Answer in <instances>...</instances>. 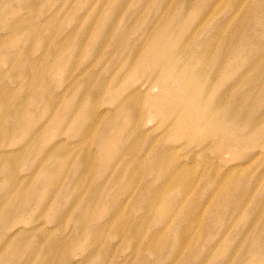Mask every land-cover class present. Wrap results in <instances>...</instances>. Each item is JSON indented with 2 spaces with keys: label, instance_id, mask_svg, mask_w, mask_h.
Masks as SVG:
<instances>
[{
  "label": "rangeland",
  "instance_id": "obj_1",
  "mask_svg": "<svg viewBox=\"0 0 264 264\" xmlns=\"http://www.w3.org/2000/svg\"><path fill=\"white\" fill-rule=\"evenodd\" d=\"M231 1L23 0L21 4H25V8H20L17 0H0V93L3 89L10 90V96H2L7 98L4 104L9 107H0L11 111L5 124L27 120L30 125L27 140H24L26 137L21 130L13 133L8 143L6 137L0 138V159L5 153L17 154L20 162L26 159L25 163H19L16 176L9 182L3 173L0 174V205L6 200L17 202L9 192L14 187L17 189L28 182L37 186L40 182V186L42 180L53 176L51 172L55 170L58 173L51 191L43 198L46 200L39 197L43 203L38 199L31 203L32 209L23 215H26L25 219L8 220L2 218L5 214H0V264H39L41 257L37 256L40 253L21 245L29 238L30 245L39 244L44 252L50 240L56 241L57 245L49 253L48 258L52 256L49 264H78L79 260V264H88L86 254L93 247L86 235L91 232L90 229L96 228V224L101 225L111 217L114 219L119 210L123 214L125 211L128 213L121 216L122 219L115 217L108 224L104 238L101 236L100 239L99 255L96 253L90 264H264V94L258 98L260 95L254 89L249 100L259 102L251 109H240L239 122L230 128L237 132L233 135L236 144L219 150L216 143L224 142L211 138L207 125L200 128L201 132L192 139L178 138L174 137L176 133L173 134L176 131V124H173L176 115L162 120V115L158 114L169 109L162 98L164 89L171 85L174 89L184 90L190 82L180 85L174 78L168 77L163 70L164 61L151 62L143 69L137 65L147 52L155 58L154 39L161 38L164 31L174 36L180 20L186 33L178 44L179 48L191 46L190 49L196 47L197 52L203 50L207 61L204 67L191 68L184 59L186 52L167 51L173 57V70L179 77L193 75L199 69L207 74L217 70V80L205 83L208 85L206 91L209 89L215 96L213 102L221 105L213 108V118L236 108L231 104L225 105L231 92L247 93L252 90L249 89L252 83L264 93L263 75L251 79L252 82L243 81L226 93L225 88L235 84L242 74L248 77L256 75L255 68L243 63L245 60L254 59L264 67V36L254 39L255 34H264V3L237 0V8L232 10L227 6ZM28 3L31 7L26 5ZM16 14L21 15V20L11 22L10 18ZM243 21L252 25V30L248 32L244 51L238 53L237 36L235 38L234 34ZM99 29L102 30L96 36ZM12 30L15 32L12 33ZM211 35L215 40L212 50L203 44ZM228 39L221 64L218 55L221 41ZM166 42L171 44L168 40ZM251 50H255L254 58L250 57ZM35 57L36 63L33 61ZM211 57L217 58L216 64H212ZM49 70L54 71L49 73ZM220 76L224 82L219 90L222 83ZM201 78L199 75L196 79ZM32 79H37V86L46 94L44 98L52 101L51 107L45 104L47 101L43 98L37 105L26 106L17 114L19 110L16 111L18 107L16 110L15 107L20 105L18 102L33 93L28 88V81ZM117 83L121 86H112ZM90 96L93 102L95 100L94 104L88 99ZM125 98L129 99L123 100ZM155 98L161 103L151 105ZM250 103H244V106ZM85 113L86 116L90 114L87 118L90 122L94 121L95 128L86 130L83 127L87 122L79 125L74 122ZM54 118L58 119V123L52 124ZM43 131L48 133L45 137L40 134L39 139H33L35 143L38 141L39 146L36 143L32 150L25 146L31 135ZM100 132L109 136L127 133L128 139L122 144L130 146L125 151L126 155L122 156L123 152L116 150L106 153L96 147L93 139ZM4 143L7 146H3ZM43 146L44 150L47 147L64 153L63 156L57 154L52 160L58 162L56 168L47 164L49 175L40 171L42 159L40 162L36 159L44 151L41 152ZM37 148L40 149L39 155L36 154L39 151ZM23 149L25 151L18 153ZM82 153L85 160L81 159ZM158 155L157 164H151L152 158ZM79 160L83 164L76 173ZM92 161L94 167L91 166ZM109 164L110 170L107 168ZM128 172L134 173V182L130 187L126 180ZM139 188L144 191L141 202V196L136 200ZM183 190L188 192L187 196L179 209H174V203L183 199ZM41 194L42 191L38 195ZM53 197H56L55 200ZM158 201L160 203L154 205ZM162 201H165L168 213L160 220L157 209L165 208ZM188 211L190 215H185ZM43 212L48 214L44 216ZM56 213L62 215L63 222L55 219ZM190 216L192 219H187ZM1 218L17 224L7 226L8 223ZM192 220L196 222L193 224ZM137 221L140 223L139 240L134 250L133 241L129 243V238L132 240L131 232L133 226L139 224ZM2 222L7 225L4 224V227ZM76 226L80 228L76 229ZM118 226L126 229L123 230L127 237L112 235ZM14 230H21L18 239H26L10 242ZM162 231L166 233L159 234ZM175 234L177 238H174ZM179 236L186 239L185 248L177 250L178 257L174 260L172 255L177 249ZM107 242L108 247L111 246L110 252L106 251ZM15 243L20 248L18 253L24 254L21 258L12 259L9 256ZM148 244L152 248L158 247L151 251ZM156 249H159L158 255H154ZM69 255L71 262L66 259Z\"/></svg>",
  "mask_w": 264,
  "mask_h": 264
},
{
  "label": "bare ground",
  "instance_id": "obj_2",
  "mask_svg": "<svg viewBox=\"0 0 264 264\" xmlns=\"http://www.w3.org/2000/svg\"><path fill=\"white\" fill-rule=\"evenodd\" d=\"M18 1V3H19V6H20V8H25V4L23 5V4H21V1H23V0H17ZM261 4H262V2L264 3V0H258ZM34 3V2H33ZM28 7H31V5L28 3V4H26ZM227 6H230L231 7V9L232 10H235L236 8H237V0H232L231 1V3L230 4H228ZM22 18L24 19V17L22 16ZM245 20H246V18H244ZM10 20H11V22H18V21H20L21 20V15H19V14H16L15 16H12L11 18H10ZM23 21V20H22ZM180 21V20H179ZM178 21V23L176 24V28H179L178 29V31H177V33L174 35V36H172L170 33H168V32H166V31H164V33H163V35H162V37L161 38H156V39H154V41H153V44L155 45V50H154V56H155V58H153L152 57V55L151 54H149L148 52L147 53H145V54H143L142 55V57H141V59L139 60V62H138V68H146L151 62H154V63H159V62H163L164 61V64H165V67L163 68V70H164V73L168 76V77H172V78H174L180 85L183 83L184 85L186 84V82H190V86H188V88L187 89H184V90H180V89H174L171 85H168L165 89H164V91L161 93L162 94V98L164 99V104L165 103H167L168 104V106H169V109H168V112H164V113H162V112H159L158 114L159 115H162V117L163 118H161L162 120H165V119H167L168 117H170L171 115H173V114H175L176 115V117L173 119V124H176V128H175V130L176 131H173V134H175L174 135V137H183V138H185V137H187V138H189V139H192L193 137H196V136H198V133H200L201 132V130H200V128H202L203 126H205V125H207L208 127H209V136L211 137V138H213V139H215V141H219V139L221 140V141H223L224 142V144H222V143H216V145H218L219 147H217V148H219V150H224V149H227V148H230V146H232L233 144H236V142L234 141V137H233V135H234V133H237L236 131H232V130H230V128H233V125L234 124H237L238 122H239V120H240V115H239V110L240 109H251L255 104H257L258 102H259V100H258V102H257V100H253L254 102H251L249 99L251 98V96L254 94V89L259 93V97L258 98H260L261 96H262V94H264L263 93V89H258L254 84H252L251 83V85H250V87H249V89H251L252 88V90L251 91H248L247 93H242V94H235V93H233V92H231L230 93V95H227L228 94V92H230L231 91V89L233 88V87H237V86H239L240 85V83L241 82H243V81H246V82H252L253 80H251V79H255V78H257V77H259V76H261V75H263L264 76V67L263 66H260L258 63H256L255 61H254V59L251 61V59L249 60V59H247V60H245L243 63L245 64V65H249V67H252V68H255V70H256V75H254L253 77H248V76H246V75H241L240 77H238L236 80L237 81H235V84H232V85H229L227 88H225V89H227L226 90V95L228 96V99H227V102H226V104L225 105H228V104H231V106L232 105H234L233 107H236L232 112H224V113H221V115L219 116V117H217V118H213L212 117V111H213V108L215 107V106H217V107H221V105H218L217 103H215V101L213 102V99L215 98V96L213 95V94H211L210 93V91H209V89L206 91V86H208V85H206L205 83H206V81L207 80H211V79H215V80H217V78H218V73H217V70H213V72H211L210 74L208 73L207 74V72L205 73L204 71H202V72H200V69H199V71L198 72H194L195 74H193V75H189V76H185V77H179L178 75H176L175 74V71L173 70V67H172V62H173V57H172V55H170L169 54V52H167V51H170L171 53H173V52H177L178 50L179 51H183V52H186V56L184 57V59H187L186 61H187V63L188 64H190V66H191V68H194V67H198V66H205L206 65V61H207V59H206V56H205V52H202V51H200V52H197V49H196V47H194V48H192V49H190V47L191 46H181L180 48H179V46H178V44H179V42L181 41V40H183L184 39V36H185V33H186V30L184 29V27H181L182 25V21L181 22H179ZM252 25H248L247 24V21H243L242 22V25L239 27V29L237 30V31H235V34H234V36H235V38H236V36H237V39H236V44H237V46H236V52H238V53H241V52H243L244 50V48L246 47V45H247V36H248V32H249V30H252V27H251ZM101 30L102 29H99L98 30V33H96L95 35L96 36H98L99 34H100V32H101ZM185 30V31H184ZM15 32V30H12V33H14ZM86 32V31H85ZM84 32V33H85ZM160 34H162V31H160ZM85 36H86V33H85ZM84 36V37H85ZM264 36V34H255L254 35V39L256 40V39H258V38H262ZM29 38V37H28ZM40 39H41V37H40ZM169 41V42H171V44H169V43H167L166 41ZM215 40H214V38H213V35H211L210 36V38L207 40V41H205L203 44L205 45V47L206 48H209V49H211L212 50V48H213V42H214ZM229 41V39L228 40H224V41H221V43H222V46H221V48H220V53L218 54L219 55V57H220V62L219 63H221L222 64V61H223V59H222V55H223V51L226 49V46H227V42ZM220 43V44H221ZM43 46V45H42ZM157 48H158V51L156 52V50H157ZM28 49V48H27ZM28 51V50H27ZM55 51V50H54ZM53 51V52H54ZM178 51V52H179ZM53 52H51V53H53ZM177 52V53H178ZM254 52H255V50H251V53H250V57L251 58H254ZM51 56H53L52 54H51ZM217 59V58H216ZM216 59H215V57H211V62H212V64H216L215 62H216ZM36 57H35V59H33V61H34V63H36ZM38 63V62H37ZM50 63V62H49ZM219 67H220V65H219ZM49 68V67H48ZM47 68V69H48ZM54 71V70H53ZM52 70H49V73L50 72H53ZM36 72H37V69H36ZM45 72V71H44ZM28 73V72H27ZM10 74V73H9ZM42 75H44V74H42ZM41 75V76H42ZM199 75H201L202 76V78L200 79V80H197L196 78L199 76ZM45 76V75H44ZM43 76V77H44ZM236 76V75H235ZM27 77V76H26ZM221 77V76H220ZM5 78V77H4ZM28 78H29V76H28ZM40 79V78H39ZM83 79V78H82ZM86 79V78H85ZM85 79H84V81H85ZM25 81H27V80H25ZM40 81V80H39ZM120 81V80H119ZM28 82H30V86L28 87L29 89H31V90H33V93H29V94H27L26 95V97L23 99H21V101L20 102H18L20 105L19 106H16L15 107V110H16V108H17V110L16 111H18V112H16L17 114L18 113H20L21 111H23L25 108H26V106H35V104L37 105L38 103H40V100H42L44 97H45V93H43V92H41V90L39 89V87L37 86V79L36 80H34V79H32V80H29ZM87 82V81H86ZM211 82V81H210ZM209 82V83H210ZM221 82L222 83H220V85H219V90H220V88H221V86H222V84H223V79H222V77H221ZM25 83V82H24ZM74 83H76V82H74ZM78 83V82H77ZM208 83V84H209ZM212 83V82H211ZM211 83L209 84V85H211ZM214 83V82H213ZM212 83V84H213ZM3 84H5V82L3 83ZM97 85L99 84H101V83H96ZM215 84H218L217 82L215 83ZM83 85V84H82ZM81 85V86H82ZM3 86V85H2ZM25 86V85H24ZM23 86V87H24ZM84 86V85H83ZM82 86V87H83ZM85 86H86V84H85ZM113 87H119V86H121V83H117V84H115V85H112ZM75 87V86H74ZM88 87V86H87ZM210 87V86H209ZM4 88V87H3ZM23 89V88H22ZM224 89V90H225ZM25 90V89H24ZM218 90V91H219ZM223 90V91H224ZM82 91V90H81ZM12 92V91H11ZM80 92V91H79ZM92 92V91H91ZM225 92V91H224ZM82 93V92H81ZM93 93V92H92ZM91 93V94H92ZM95 93V92H94ZM222 93V92H221ZM78 94V93H77ZM223 94V93H222ZM4 95H8V96H10V90L7 88V89H3V91L0 93V105L2 106V105H5L6 103V100H7V98L5 99H3L2 98V96L4 97ZM87 95V94H86ZM89 95V94H88ZM94 94H92V96H93ZM15 96H16V94H15ZM48 96V95H47ZM264 96V95H263ZM262 96V97H263ZM77 97V96H76ZM82 97V96H81ZM86 97V96H85ZM84 97V98H85ZM94 97V96H93ZM93 97H91L90 96V98H88V99H91V101L93 102V100H92V98ZM223 97H224V95H223ZM47 98V97H46ZM49 98V97H48ZM114 98H116V96H114ZM253 98V97H252ZM45 99V98H44ZM43 99V100H44ZM127 99H129V98H125V99H123V100H127ZM221 99H223L222 97H221ZM46 100V99H45ZM80 100V99H79ZM83 100V99H82ZM47 101V103H45V104H47L49 107H51V104H52V101L50 100V99H47L46 100ZM54 101V100H53ZM89 102H91L90 100H88ZM220 101H222V100H220ZM91 102V104H94V102H95V100H94V102L92 103ZM251 102V103H250ZM5 103V104H4ZM161 102H157V99L155 98V99H153L152 101H151V105H156V104H160ZM244 103L246 104V103H250L249 104V106H244ZM7 104H8V101H7ZM11 104V103H10ZM88 104V103H87ZM90 104V103H89ZM225 105H223V106H225ZM32 106V107H33ZM93 106V105H92ZM5 107H7V105H5V106H3V108H5ZM8 107H9V105H8ZM7 107V108H8ZM89 107H90V105H89ZM95 107V106H94ZM2 109L1 107H0V138H2V137H6V142L8 143V140L13 136V133H15V132H18L19 130H21V132L23 133V136L24 137H26L24 140H27L28 138L27 137H29V135H30V133H29V128H30V125H29V123H28V121L27 120H21V121H19L18 123L16 122V123H13V125H12V123L11 124H5L7 121H8V117H9V115L11 114V111L9 110V109ZM94 109V108H93ZM96 109V108H95ZM15 110L12 112V113H14L15 112ZM73 110V109H72ZM135 110H136V108H135ZM9 111H10V113H9ZM75 111V110H74ZM73 111V112H74ZM93 112H94V110H93ZM69 114V113H68ZM86 114L87 113H85V114H83V115H80L79 117H78V120L76 121H74L76 124H80L81 122H84V123H86L87 122V124H86V127H83L84 129H86V130H91V129H93V128H95V124H94V121L92 122H90V120H88V118H87V116L88 115H90V114H88L87 116H86ZM72 116V115H71ZM90 117V116H89ZM130 119V118H129ZM68 120V119H67ZM171 122V121H170ZM55 123H58V119H56V118H54L53 120H52V124H55ZM74 123V124H75ZM85 125V124H84ZM40 134L41 135H43V137H45L48 133H46V131L44 132H39V133H37L35 136H33V135H31L30 136V139L26 142V144H25V146L26 147H29V149H34L33 147L36 145V143L38 142H36L35 143V140L36 139H39V136H40ZM36 137V138H35ZM33 139H35V140H33ZM128 139V136H127V133L126 134H122V132H120V133H117V134H115V135H112V136H109V135H106L105 134V132H100L98 135H96L95 136V138L93 139V144L94 145H96V147H99V149H101V150H105L106 151V153L107 152H109V151H111V150H113V151H119V152H123L122 154V156H124V155H126V150L130 147L129 145H126V146H122V144H123V142L125 141V140H127ZM7 143L5 144L4 143V145L3 146H7ZM246 143V141L245 142H243V144H245ZM2 145V144H1ZM0 145V146H1ZM37 145L39 146V143H37ZM2 146V147H3ZM38 146H36V147H38ZM122 146V147H121ZM42 148V150H41V152L44 150V146L43 147H41ZM78 148H82V147H80V146H78ZM36 149V148H35ZM38 149V148H37ZM87 149V148H86ZM235 149H236V147H235ZM39 151L38 152H36V150H35V152H36V154L37 155H39L40 154V149H38ZM23 151H25L24 149L23 150H21V151H18V153H22ZM82 152H84V150L82 151ZM39 153V154H38ZM57 154H58V156L60 155V156H63L64 155V153H62V152H57V149H49V148H47L46 147V149L42 152V154H41V156L39 157H37L36 159H39L38 161L40 162V159H42V162L44 163H42V165H41V167H40V171L42 172V173H46V175H49V174H47V173H49V168H48V166H47V164L48 165H51L52 167H54V168H56L57 166H59V165H57V161H52V160H54L56 157L55 156H57ZM83 154V153H82ZM170 154V153H169ZM36 155V156H37ZM74 156V155H73ZM83 156H84V154L82 155V158L81 159H83V160H85V158H83ZM170 157H171V155H169ZM24 157V156H23ZM28 157V155H26L25 156V158H27ZM55 157V158H54ZM160 157V155H158V156H156V157H153L152 158V160H151V164H153L154 163V165H156L157 164V160H158V158ZM30 159H31V156L29 157ZM28 158V160L27 161H29L30 159ZM35 159V160H36ZM121 159L123 160V158L121 157ZM26 160V159H25ZM25 160L23 159V162L25 163ZM93 160V159H92ZM166 160V159H165ZM26 161V162H27ZM65 161V160H64ZM72 161V160H71ZM169 161V160H168ZM23 162H20V158L17 156V154H15V155H11V154H9V153H5V156L2 158V159H0V174L2 175V173H3V176H4V178L6 179V181L7 182H9V180L12 178V177H14V176H16V173H17V170H18V165H19V163H23ZM79 164H77V166H76V173L78 172L77 170L78 169H80L81 167L80 166H82V164L83 163H81V161L79 160V161H77ZM172 162V161H171ZM41 164V163H40ZM92 165V167H94L93 165V161H92V163H91ZM90 166V167H91ZM122 167H123V165H122ZM107 168L110 170V168H111V166H110V164L109 165H107ZM167 168V167H166ZM91 169V168H90ZM164 169H165V167H164ZM75 170V169H74ZM118 170V169H117ZM100 171V170H99ZM120 174H122L123 175V173H122V169L120 168ZM165 171H166V169H165ZM114 174H115V171H112ZM167 172V171H166ZM185 172H186V170H185ZM82 173V172H81ZM80 173V174H81ZM174 173V172H173ZM184 173V172H183ZM51 174L53 175L50 179H44V180H42L41 181V184H40V186H39V183L40 182H38V186L37 185H34L33 183H30L29 184V182H28V184H26L25 186H18L17 187V189H15V187H14V189H11V191H9L10 192V194H11V196L13 197V199H16V203H14L13 202V200H6V201H1V205H0V208L2 209H0L1 211H0V214H5V215H3V217L2 218H4L5 217V219L6 218H8V220H9V218H13V220L14 221H16V220H22V219H25V217H26V215H25V217H23V215L25 214V212L27 211H29V209H30V206H32L31 205V203H33L36 199H38V201L40 202L45 196H46V194H48V192L49 191H51L50 190V188H52V186H53V181L54 180H57L56 179V177L58 176V173L54 170L53 172H51ZM60 174V173H59ZM75 174V173H74ZM179 174V173H178ZM185 174V173H184ZM61 175V174H60ZM117 174H115V176H116ZM175 173H174V178H175ZM178 176V175H177ZM172 177V176H171ZM170 177V178H171ZM179 178H180V175L178 176ZM183 178H185V177H183ZM175 179H177V177L175 178ZM181 179V178H180ZM188 179V178H187ZM28 180V179H27ZM126 180H127V182H128V185H129V187L130 186H132V184H133V182H134V173H132V172H128L127 173V175H126ZM178 180V179H177ZM185 180V179H184ZM172 181V180H171ZM182 181V180H181ZM61 182V181H60ZM175 182H177V184H178V181H175ZM188 182V181H187ZM182 183V182H181ZM187 184V183H186ZM55 185V184H54ZM127 185V186H128ZM174 185H176L175 183L173 184V186ZM167 186V185H166ZM188 186V185H187ZM168 187V189L170 188L169 186H167ZM166 187V188H167ZM172 187V186H171ZM175 187V186H174ZM177 188V187H176ZM159 189V188H158ZM158 189H156V191L155 192H157L158 191ZM180 189V188H179ZM176 190V189H175ZM174 190V191H175ZM181 190V189H180ZM40 191H42L43 192V194H41L42 196H39L38 194H40ZM59 191H60V189H59ZM137 191H138V188H137ZM150 191V190H149ZM186 191V190H185ZM184 190L182 191V193H181V195H183V197L181 196V198H183L182 200H178V198H177V202L176 203H174V205H173V208L175 209V208H177V209H179L178 207L179 206H181V203L184 201V199L186 198V196H187V193L185 192ZM142 192H144L143 191V189L142 188H139V194H138V196H137V201L139 200V198H140V196H141V199H140V201L139 202H141L142 201V195H141V193ZM176 192V191H175ZM181 192V191H180ZM52 194H53V192H52ZM57 194V193H56ZM156 194V193H155ZM150 195H152V193L150 194ZM176 195L179 197V195L176 193ZM156 196V195H155ZM41 198V200H40V198ZM57 197V196H56ZM55 197V198H56ZM151 197V196H150ZM54 198V197H53ZM55 198H54V200H55ZM154 198V197H153ZM181 198H179V199H181ZM44 200V199H43ZM46 200V199H45ZM44 200V201H45ZM92 200V199H91ZM94 200V199H93ZM37 201V200H36ZM50 201V200H49ZM52 201H53V199H52ZM161 201V200H160ZM160 201H158L157 203H155L154 205H158V203H160ZM186 201V200H185ZM48 202V201H47ZM40 203H43V202H40ZM40 203H38V204H40ZM94 203H95V200H94ZM137 203V202H136ZM162 203L165 205V208L164 209H162V208H159V209H157V212H158V214H159V218H160V220L162 219V218H165L166 217V215H167V213H168V208H167V206H166V203H165V201H162ZM34 204V203H33ZM96 204V203H95ZM94 204V205H95ZM105 204V203H104ZM45 205V204H44ZM121 206V205H120ZM190 206V205H189ZM28 208V209H27ZM36 208V207H35ZM240 208V207H239ZM32 209V208H31ZM30 209V210H31ZM92 209H94V208H92ZM119 209H121V208H119ZM226 209H228V208H226ZM36 210V209H35ZM44 210V209H43ZM42 210V211H43ZM228 210H230V209H228ZM47 211H48V207H47ZM50 211V210H49ZM53 211V210H52ZM105 211V209L103 210V212ZM227 211V210H226ZM26 212V213H27ZM45 212V211H44ZM44 212H43V214H44ZM126 212L127 211H125L124 212V214H123V211L122 210H119V212H117V214L115 215V217H117L118 219H122V217L121 216H123V215H126ZM228 212V211H227ZM47 214H48V212H46ZM128 213V212H127ZM196 213V212H195ZM46 214V215H47ZM58 214L59 213H56V215L54 216L55 217V219H57V218H59V219H57V220H59L60 222H63V218H61L62 217V215L60 216V214H59V216L60 217H58ZM42 215V214H41ZM45 214H44V216H46ZM89 215H92V214H89ZM185 215H190V211H188V213H185ZM196 215H197V213H196ZM43 216V215H42ZM42 216H40L39 215V217H42ZM178 216V215H177ZM39 217H38V219H39ZM115 217H114V219H115ZM198 217V216H197ZM1 218V220L3 221V220H5V219H2ZM31 218V217H30ZM81 218V217H80ZM76 219H78V217L76 218ZM82 219V218H81ZM111 220H106V222H103L101 225L99 224L98 226H97V224H96V228L95 229H90L89 231H91L90 233H88L86 236H87V238H86V236H85V238L87 239V241H89V239H90V245L93 247V248H90V250H89V252L86 254V261L87 262H89L88 264H90L92 261H93V259H94V256H95V254L97 253V255H99V252H100V249H101V241H100V239H102V238H104L103 237V234L106 232V229H107V226H108V224L109 223H111L114 219H113V217H111L110 218ZM125 219V218H124ZM187 219H192L191 218V216L190 217H188ZM195 219H196V217H195ZM227 219V218H226ZM8 220H5L4 222H7ZM12 220V223L9 221V223H11V224H9L8 222V225L7 224H5L4 222H2V224H3V226H4V224L5 225H7V226H11L12 224H13V226H15V223L17 224V222H15L14 223V221ZM35 220H37V219H34V221ZM72 220H74V219H72ZM80 220V219H79ZM139 220V219H138ZM53 221V220H52ZM55 221V220H54ZM124 221V220H123ZM193 221V220H192ZM225 221V220H224ZM242 221V220H241ZM21 222V221H20ZM79 222V221H78ZM81 223H82V221H80ZM138 222V221H137ZM190 222H191V220H190ZM196 222V221H195ZM194 221L192 222L193 224L195 223ZM75 223H76V220H75ZM124 223V222H123ZM126 223V222H125ZM139 223V222H138ZM191 223V224H192ZM222 223V222H221ZM78 225V224H77ZM123 224H121V226H122ZM125 225V224H124ZM123 225V226H124ZM127 225V224H126ZM134 225V224H133ZM136 225V226H135ZM134 226H133V229H132V232H131V239L132 240H130V238H129V243H131V241H133L132 242V245H133V249L134 250H136V247H137V245H138V240H139V235H138V232H139V229H140V223L139 224H135ZM1 224H0V229H1ZM7 226H6V228H7ZM81 226V225H80ZM120 226V225H119ZM118 226V227H119ZM120 226V227H121ZM194 226V225H193ZM192 226V227H193ZM197 226V225H196ZM5 227V226H4ZM118 228L117 230H116V232H112V235H114V236H121V238H125V237H127L126 235H124L125 233H124V230L123 229H125L124 227H122V228ZM128 227V226H127ZM126 227V228H127ZM135 227V228H134ZM188 227V226H187ZM80 227L79 226H76V229H79ZM132 228V227H131ZM9 229H10V227H9ZM31 229V228H30ZM40 229V228H39ZM17 230H14L11 234V238H10V242L12 241H14L15 239H18V234H19V232L21 231V230H19V231H17ZM33 231H35V229H33ZM125 231H126V229H125ZM130 231V230H129ZM83 232H84V229H83ZM86 232V231H85ZM181 232V231H180ZM182 232H185V230H182ZM181 232V233H182ZM77 233V232H76ZM166 232H160L159 234H165ZM180 233V234H181ZM29 234V233H28ZM39 234V233H38ZM43 233H41V235H42ZM46 234V233H45ZM78 235H79V233H77ZM127 234H128V231H127ZM21 235V234H20ZM31 235H33V234H31ZM77 235V236H78ZM182 235V234H181ZM44 236V235H43ZM101 236H102V238H101ZM31 237V236H30ZM74 237V236H73ZM82 237V236H81ZM180 237V236H179ZM32 238H33V236H32ZM46 238V237H45ZM121 238H120V240H121ZM174 238H177V234H175V236H174ZM7 239V238H6ZM26 239V238H25ZM23 237H21L20 239H18V240H22V241H24L25 240ZM30 239V238H29ZM28 239V240H29ZM78 239H80V238H78ZM149 239H151V238H149ZM28 240H26V241H24L23 243H21V245H25V247L27 248V247H30V248H32L31 249V251H34V252H39L40 254L37 256V257H41V260L38 262L39 264H49V262H50V259H51V257L50 258H48L49 257V253L51 252V249H53L54 248V245H57L55 242L56 241H52V240H50L51 242H49V241H47V242H49V245L46 247V250H45V252L43 251V249H42V246H39V244H36V245H33V244H31L30 245V242H28ZM36 240V239H35ZM57 241L59 240V239H56ZM73 240H75V239H73ZM152 240H154V239H152ZM185 240L186 239H181V237H180V239H178V243L176 244V247H177V249H176V251L173 253V255H172V257H173V259L174 260H176V258L178 257V252H177V250H179L180 251V249L183 247V246H185ZM9 241V240H8ZM31 241V240H30ZM60 241H61V239H60ZM122 241H123V239H122ZM188 242V241H187ZM42 245H43V242L41 243ZM72 244H74V243H72ZM153 244H154V242H153ZM13 245V244H12ZM60 245V244H59ZM152 244H150V246H151ZM20 246V245H19ZM106 246V251L107 252H110L109 251V249H111V246L109 245V247H108V242H107V245H105ZM24 247V248H25ZM67 247H69V245L67 246ZM147 247L151 250V251H153L152 249H155V248H157V247H154V248H152V246L151 247H149V244L147 245ZM10 248V247H9ZM56 248V247H55ZM59 248V247H58ZM61 248V247H60ZM66 248V247H65ZM183 248H185V247H183ZM251 248V247H250ZM6 249V248H5ZM18 249H20L19 247H18V245L15 243L14 245H13V247H12V254L9 256V257H13L12 259H17V258H21L22 257V255L24 254V253H18ZM22 249V248H21ZM29 249V248H28ZM73 249V248H72ZM70 250H71V248H70ZM54 251V250H53ZM158 251H159V249H156L154 252V255H158ZM21 252V251H20ZM59 252V251H58ZM66 252V251H65ZM70 252V251H69ZM74 252V249H73V251H72V253ZM30 254V253H29ZM55 254H56V252H55ZM104 254V253H103ZM110 254V253H109ZM152 254V253H151ZM260 254V253H259ZM31 255V254H30ZM17 256H19V257H17ZM25 256V255H24ZM65 256V255H64ZM17 257V258H16ZM58 257H60V256H58ZM100 257V256H99ZM29 258V257H28ZM61 258H63V257H61ZM65 258V257H64ZM70 255L68 256V258H66L67 260H69V262H71L70 261ZM59 259V258H58ZM65 259V260H66ZM66 260V261H67ZM28 261V260H27ZM80 262H81V260H79ZM204 261V260H203ZM52 262V261H51ZM79 262V263H80ZM82 262H83V259H82ZM63 263V262H62ZM64 263H66V262H64ZM78 263V262H77ZM78 263V264H79ZM201 263V262H200ZM204 263V262H203ZM59 264V263H58ZM68 264V263H67ZM94 264V263H93Z\"/></svg>",
  "mask_w": 264,
  "mask_h": 264
}]
</instances>
